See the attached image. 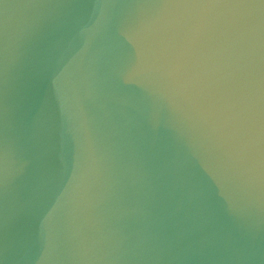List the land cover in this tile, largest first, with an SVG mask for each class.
<instances>
[{"label":"water","instance_id":"obj_1","mask_svg":"<svg viewBox=\"0 0 264 264\" xmlns=\"http://www.w3.org/2000/svg\"><path fill=\"white\" fill-rule=\"evenodd\" d=\"M0 264H264V0H0Z\"/></svg>","mask_w":264,"mask_h":264}]
</instances>
